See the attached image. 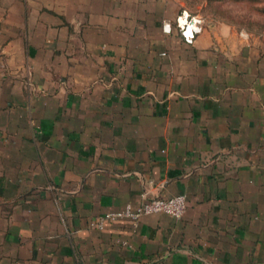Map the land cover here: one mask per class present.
Segmentation results:
<instances>
[{
    "label": "crops",
    "instance_id": "0c3cea01",
    "mask_svg": "<svg viewBox=\"0 0 264 264\" xmlns=\"http://www.w3.org/2000/svg\"><path fill=\"white\" fill-rule=\"evenodd\" d=\"M182 8L0 0V264H264V30Z\"/></svg>",
    "mask_w": 264,
    "mask_h": 264
},
{
    "label": "built area",
    "instance_id": "2783aa9c",
    "mask_svg": "<svg viewBox=\"0 0 264 264\" xmlns=\"http://www.w3.org/2000/svg\"><path fill=\"white\" fill-rule=\"evenodd\" d=\"M200 22L201 17L191 14L185 8L180 9L174 18V25L179 34L188 42L192 40L194 33L200 30ZM139 195L141 199L138 203H125L120 208L107 210L90 220L89 225L101 228L105 221L116 219H129L135 224L141 215L152 212H164L171 217L179 218L184 212L185 195L183 193L164 197L151 193L148 188L142 186Z\"/></svg>",
    "mask_w": 264,
    "mask_h": 264
},
{
    "label": "rangeland",
    "instance_id": "374dc122",
    "mask_svg": "<svg viewBox=\"0 0 264 264\" xmlns=\"http://www.w3.org/2000/svg\"><path fill=\"white\" fill-rule=\"evenodd\" d=\"M182 7L190 11L209 14L218 19L230 21L236 27L250 31L264 30V13L260 7L264 0L249 2L248 0H178Z\"/></svg>",
    "mask_w": 264,
    "mask_h": 264
},
{
    "label": "trees",
    "instance_id": "16d2710c",
    "mask_svg": "<svg viewBox=\"0 0 264 264\" xmlns=\"http://www.w3.org/2000/svg\"><path fill=\"white\" fill-rule=\"evenodd\" d=\"M249 2H259V1H262V0H248ZM260 12L264 13V6L263 7H260Z\"/></svg>",
    "mask_w": 264,
    "mask_h": 264
}]
</instances>
